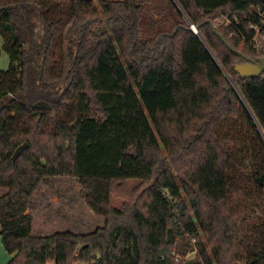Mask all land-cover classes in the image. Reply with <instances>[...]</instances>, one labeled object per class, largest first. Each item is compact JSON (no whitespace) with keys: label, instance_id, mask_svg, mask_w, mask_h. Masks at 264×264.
Segmentation results:
<instances>
[{"label":"trees","instance_id":"16d2710c","mask_svg":"<svg viewBox=\"0 0 264 264\" xmlns=\"http://www.w3.org/2000/svg\"><path fill=\"white\" fill-rule=\"evenodd\" d=\"M252 4L0 0V210L28 198L23 176L104 180L122 199L85 194L105 220L86 234L7 216V264H264V73L241 78L217 35L262 56Z\"/></svg>","mask_w":264,"mask_h":264},{"label":"rangeland","instance_id":"374dc122","mask_svg":"<svg viewBox=\"0 0 264 264\" xmlns=\"http://www.w3.org/2000/svg\"><path fill=\"white\" fill-rule=\"evenodd\" d=\"M8 64L9 60L1 49L0 40V69H6ZM21 180L28 190V198L16 202L9 209L0 210V224L7 222V216L17 217L21 213H29L33 218L32 235H49L65 230L86 234L102 226L104 218L89 208L84 199L85 194L110 199L118 208L122 204L121 198L108 193V185L104 180H73L69 177H48L38 180L27 176H23ZM137 183L136 180H130L126 185L132 188ZM5 192L6 189L0 188V196ZM184 245L185 241L179 242L180 247ZM195 254L196 251L192 250L181 258L188 260L194 258ZM11 257L12 254L5 251L0 237V264H7Z\"/></svg>","mask_w":264,"mask_h":264},{"label":"water","instance_id":"95a60500","mask_svg":"<svg viewBox=\"0 0 264 264\" xmlns=\"http://www.w3.org/2000/svg\"><path fill=\"white\" fill-rule=\"evenodd\" d=\"M190 28L195 34L198 35V31L192 23H190ZM217 35L221 39V41L226 45L230 52L236 54L244 60L243 62H237L234 64V71L241 78H255L264 73V53L260 57L250 58L249 56L244 55L241 51L234 49L228 42L223 39L221 35ZM34 108L49 109V104L45 101H37L34 103ZM27 146L28 144L26 142L20 144L14 151L12 159L15 160L20 154H22L23 150Z\"/></svg>","mask_w":264,"mask_h":264},{"label":"built area","instance_id":"2783aa9c","mask_svg":"<svg viewBox=\"0 0 264 264\" xmlns=\"http://www.w3.org/2000/svg\"><path fill=\"white\" fill-rule=\"evenodd\" d=\"M257 4L251 5V14L258 18V23L250 22L248 23V28L252 31L249 42L251 45L252 52L256 56H260L262 49L264 47V10H261L259 3H264V0H255ZM248 15H244L242 19L246 20ZM220 20L225 25H238L239 19L233 14L232 17L229 15H220Z\"/></svg>","mask_w":264,"mask_h":264}]
</instances>
